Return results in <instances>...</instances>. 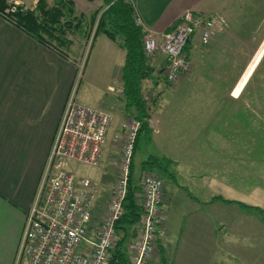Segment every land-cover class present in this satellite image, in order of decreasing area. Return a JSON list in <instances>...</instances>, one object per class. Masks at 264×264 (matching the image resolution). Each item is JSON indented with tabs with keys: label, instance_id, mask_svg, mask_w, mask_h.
Here are the masks:
<instances>
[{
	"label": "crops",
	"instance_id": "1",
	"mask_svg": "<svg viewBox=\"0 0 264 264\" xmlns=\"http://www.w3.org/2000/svg\"><path fill=\"white\" fill-rule=\"evenodd\" d=\"M72 1L77 8L76 0ZM14 2L33 10L37 0ZM47 3L51 5L53 0H47ZM132 3L144 31L166 32L177 25L186 10L199 15L216 12L227 20L228 30L220 32L217 29L210 38L213 43L224 36L226 38L227 34L234 35L235 38L237 34L233 32L234 27L241 31L246 23V14L241 13L244 11L245 0H140L138 5L136 0H132ZM101 6L102 4L99 7ZM79 12L85 14L86 10L79 9ZM87 31L86 28L83 36L85 33L87 35ZM71 33L69 28L65 33L67 41L58 43L59 50L65 53L61 54L58 50L39 43L0 15V264L13 262L26 212L38 185L65 101L77 76V58H80L81 43H72L73 38L67 37ZM104 36L106 39L102 37L98 43L97 36L93 39V43L98 44L94 55L99 65L89 74V83L99 91L93 93V98L90 96L93 91H80L78 100L111 111L112 114L122 113L123 118L117 126L119 127L129 116V111H133L125 107L121 89L120 75L125 51ZM158 40L162 41L160 37ZM199 44L202 42L199 33H196L188 43L189 50L196 49ZM160 55L162 59L157 62V66L162 74L166 58L163 54ZM100 61H105L104 66ZM155 72L152 78H155ZM162 77V81L166 83L165 77ZM187 78L188 75L184 77L182 85ZM110 83H115L116 87ZM104 84L106 88L102 91ZM240 92H232L231 96L235 99ZM166 113L168 112L162 113V125L159 118H155L158 120V133L167 138L164 142L172 141L175 148V144H178L176 139L182 136L174 129L185 122H174L171 124L173 129L170 126L164 128L172 119ZM151 116L150 114L148 118L150 126L154 120ZM121 134V131H115L113 139ZM175 151L168 152L163 149L158 155L175 160L183 158V150L177 154L173 153ZM177 162L179 167L176 178L181 180H176L181 187L176 184L164 186V225L158 235L166 261L169 264H264V215L256 211L261 216L262 224L254 229L252 235L244 227L235 235L233 227L240 222L237 215L241 207L236 204V211L231 214L228 208H232L235 203L225 205L228 203L211 199L214 196L226 198L227 195L230 198L226 199L243 201L240 190L234 189L233 195L224 194V183L221 181L224 178L219 180L218 171L212 174L196 172L186 162ZM97 200L98 197L95 198L94 207ZM101 215L96 218L99 219ZM240 235L247 236L243 245L239 243Z\"/></svg>",
	"mask_w": 264,
	"mask_h": 264
},
{
	"label": "rangeland",
	"instance_id": "2",
	"mask_svg": "<svg viewBox=\"0 0 264 264\" xmlns=\"http://www.w3.org/2000/svg\"><path fill=\"white\" fill-rule=\"evenodd\" d=\"M8 1L10 2V0ZM89 1H92V3H89ZM76 2L78 10L74 5L75 16L72 19L71 27H69L72 33L71 35L67 34V37L73 38L72 43H81L80 58H77L79 59L77 61V76L69 92H73L75 100H78L80 91H93L90 93L92 98L93 93L99 91L89 83V74L99 63L94 55L95 47L101 39H106V37L103 34H98L97 37L100 36L96 38V45L93 43L95 28L101 11L97 14L95 12L104 9V1L102 3V0H76ZM245 2L244 11H241V13L246 14L244 17L246 23L241 31L234 27L233 32L237 36L233 38L234 35L227 34L226 38L224 36L218 42L213 43L212 39L210 40L214 35L213 32L206 43L199 44L196 49L192 48L191 51L188 50L191 72L189 70L179 80L173 83L162 81L165 67L161 74L160 68L157 66V62L162 59L160 54L165 56L161 52L162 50L158 49L155 56L149 58V63L155 67L154 72L156 71V74L155 78L143 80L142 91L143 99L148 108L147 113L149 116L151 114L154 120L151 122V126L148 122L149 130L141 133L134 150L132 169V180L134 182L138 183L140 181L143 173L142 167L145 162L149 161L151 157L160 156L158 154L163 149L168 152L176 150L173 152L175 154L183 150L184 155L182 156L184 159L178 158L181 162H186L196 172L212 174L218 171L220 173L219 180L224 178L221 180L224 183V194L233 195V190L238 189L243 200L241 202L250 206H257L264 211V50L261 51L260 57L254 63L240 90L241 92L237 97L234 96L235 99L231 96L232 92L234 93L238 78L245 73L257 54L256 52L261 48L260 44L264 41V0H245ZM139 3L140 0H136V4ZM254 3H256V6ZM101 4L102 6L99 7ZM19 6H22L24 10L29 9L24 4ZM79 9L86 10V13H80ZM133 12L135 17V9ZM79 14L83 15L82 20L79 19ZM220 16L223 19L220 32H224L228 30V22L222 15ZM77 20L80 21L75 26L78 23ZM86 28L88 33L83 36ZM196 33H199V31ZM101 63L104 66L105 61H100ZM187 75V81L182 85L183 79ZM154 82L159 84L155 85ZM110 84L116 87L115 83ZM105 88L106 85L104 84L102 91ZM86 105L98 107L91 104ZM165 111L168 112L166 116H171L172 119L164 128L170 126L173 129L171 124L174 122H185L182 125L178 124L174 129L179 131L182 136L178 137L176 134L178 144H175V148L172 141L165 140L168 143L164 142V139L167 138H163L162 133H158V120H155V118L157 116L162 125L164 123L162 113ZM112 115L113 122L99 164L89 166L75 161H67V168L71 172L78 176H87L96 184L94 194L95 198L98 197V200L93 213L95 222L101 218L97 219L96 216L100 214L103 216L108 204L109 193L115 179L121 154L122 142L118 138L113 139V136L115 131H121L122 133V125L125 121L117 127L123 118V114L114 113ZM129 116H134V112L130 110ZM178 116L181 118L179 119ZM171 160L174 161L172 165H169V170L173 174L172 177L162 170H158L159 172L155 170V173L165 183L163 187L176 184L180 188L181 185L178 181L181 179L176 178L179 167L177 161L179 160ZM226 198L230 197L226 195ZM138 202H140V197ZM232 205V208H228L231 214L236 211L237 207L236 204ZM237 216L240 217V222L233 227L235 235L241 227H244L246 232L252 235L254 229H258L262 224L261 216L256 213V210L252 212L240 208ZM244 218L246 219L244 220ZM140 221L133 226V230L140 231ZM133 230L130 232L133 233ZM136 235H131L127 239L128 241L124 243L128 254L130 251L129 244L132 243L131 240ZM120 236H122V232ZM246 240V235H240V245L245 244ZM261 243L262 241L259 242V244ZM228 248L230 247L228 246ZM263 251L264 249H262ZM168 261L170 260L168 259ZM161 263L160 255L156 253L148 264Z\"/></svg>",
	"mask_w": 264,
	"mask_h": 264
},
{
	"label": "built area",
	"instance_id": "3",
	"mask_svg": "<svg viewBox=\"0 0 264 264\" xmlns=\"http://www.w3.org/2000/svg\"><path fill=\"white\" fill-rule=\"evenodd\" d=\"M7 2L5 12H14L16 2ZM134 20L141 25L136 13ZM222 24L217 13L199 15L186 10L172 29L160 34L145 31L143 51L153 58L158 49L162 50L166 57L164 77L173 83L190 70L186 46L195 33L199 31L200 41L206 43L213 32L222 29ZM112 120L110 111L83 104L75 100L73 92L69 93L26 212L12 264H148L158 253V235L164 223L160 205L162 180L143 171L139 181L140 231L130 244L126 263L113 257L115 223L123 213L122 201L140 126L136 117L126 118L122 134L117 137L122 142L120 159L108 204L98 221L93 218L95 182L67 168V161L89 166L99 163Z\"/></svg>",
	"mask_w": 264,
	"mask_h": 264
},
{
	"label": "trees",
	"instance_id": "4",
	"mask_svg": "<svg viewBox=\"0 0 264 264\" xmlns=\"http://www.w3.org/2000/svg\"><path fill=\"white\" fill-rule=\"evenodd\" d=\"M103 1L105 3L104 9L95 12L97 14L101 11L96 24L94 37L98 34H104L125 51L120 75L122 93L126 102L125 107L129 110L133 108L134 117L140 122L134 143L135 150L141 133L149 130V114L147 113L148 108L143 99L142 82L146 78H152L155 67L149 63L150 57L143 51L145 31L141 25H136L134 22V6L132 0ZM8 6L9 4L6 0H0L1 16L4 15L8 19L13 20L15 26L31 35L39 43L54 48L61 54H65L59 50L60 47L58 43L66 40V30L71 27L72 19L75 16L74 3L72 0H53L51 5H49L46 0H37L33 10H24L22 6L18 5L14 12H9L7 14L5 11ZM78 17L80 20L83 19L82 14H79ZM80 20H77L78 23H76L75 26L79 24ZM186 50H189L188 44ZM133 155L127 191L122 201L123 213L115 223L117 239L114 243L113 257L120 263L127 262V248H125L124 243L128 241L127 239L130 238L131 235L138 233L136 229L133 230V226L139 223L142 212L140 203L138 202V196L141 193L140 184L132 180ZM173 163L174 161L164 155L154 156L151 157L149 161L145 162L142 170L155 174L162 180V178L155 173V170H162L165 174L172 177L173 174L169 170V165ZM163 184L164 182L162 180V200L160 205H162L164 201ZM186 193L189 197L193 198L189 192L186 191ZM214 199L222 200L228 204L235 203L245 210H256L261 214L264 213V211L257 206H250L238 200L226 199L222 196H214L211 200ZM132 230L133 233L130 232ZM121 232L122 236H120ZM163 251L164 250H161L159 245L158 253L162 262L161 264H167Z\"/></svg>",
	"mask_w": 264,
	"mask_h": 264
},
{
	"label": "bare ground",
	"instance_id": "5",
	"mask_svg": "<svg viewBox=\"0 0 264 264\" xmlns=\"http://www.w3.org/2000/svg\"><path fill=\"white\" fill-rule=\"evenodd\" d=\"M264 50V41L262 43V46H261V49L257 52V54L255 55L252 63L248 66V68L246 69L245 73L240 77V81L237 83L236 87H235V92L234 93H237L238 91H240L245 83V80L248 78L253 66H254V63H256V61L258 60V58L260 57V54H261V51ZM122 89V88H121ZM237 97V96H236ZM105 108V106H104Z\"/></svg>",
	"mask_w": 264,
	"mask_h": 264
}]
</instances>
